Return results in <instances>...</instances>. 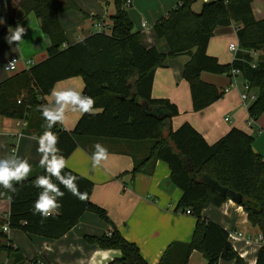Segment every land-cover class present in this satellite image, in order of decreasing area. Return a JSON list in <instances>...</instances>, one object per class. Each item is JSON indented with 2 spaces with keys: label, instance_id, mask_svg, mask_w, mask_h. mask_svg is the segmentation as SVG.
I'll use <instances>...</instances> for the list:
<instances>
[{
  "label": "trees",
  "instance_id": "trees-1",
  "mask_svg": "<svg viewBox=\"0 0 264 264\" xmlns=\"http://www.w3.org/2000/svg\"><path fill=\"white\" fill-rule=\"evenodd\" d=\"M66 1L65 6H58L56 0H18L19 7L39 18L51 43L46 59L0 82V115L29 120L36 113L39 124L33 135L38 137L46 130L39 106L47 102L57 82L80 76L85 84L83 93L93 97L94 107L101 111L82 115L72 132L58 124L51 129L59 138L61 154L67 159L82 136L147 143L144 157L133 154L132 176L145 172L150 162L164 161L170 168L172 183L182 191L176 210H190L197 218L191 241L171 243L157 264H189L194 250L203 254L207 264H246L229 241L228 231L203 217L206 207H219L228 199L242 206L250 224L260 230L262 245L255 264H264V159L253 149L254 135L234 127L210 144L189 122L173 129L172 118L179 114L177 104L152 96L157 68L168 57L187 53L190 60L184 65L183 78L189 83L193 109L202 110L225 95V88L201 78L203 72L226 74L232 79L231 70L236 68L250 89L257 90V98L248 106L253 125L264 114V19L255 16L253 0H209L198 12L193 9L195 0H181L153 25L156 36L167 44V53L143 45L142 35L134 30L128 12L132 0H114L116 12L110 32L97 31L67 44L59 14L74 7V1ZM14 23L11 15L8 25ZM231 25L235 27L239 50L231 63L224 64L209 55L207 48L216 27ZM8 28L0 30V48L8 45ZM251 51L258 55L253 56ZM252 61L255 67L250 65ZM68 171L79 177V190L86 192L88 199H77L61 185L65 191L60 201L62 208L47 219L33 214V203L42 190L33 187L32 181L45 174L43 168L32 169L27 179L14 183L15 193L0 186V197L10 200L9 227L58 239L85 212H93L109 223L111 230L101 236L86 235L85 240L100 249L120 251V257L108 264H149L138 245L121 234L105 208L91 200L94 182L66 167L64 172ZM3 238L7 236L0 232ZM2 251L13 258V264L26 261L21 253L0 242Z\"/></svg>",
  "mask_w": 264,
  "mask_h": 264
},
{
  "label": "crops",
  "instance_id": "crops-1",
  "mask_svg": "<svg viewBox=\"0 0 264 264\" xmlns=\"http://www.w3.org/2000/svg\"><path fill=\"white\" fill-rule=\"evenodd\" d=\"M73 1L74 7L59 14L67 44H73L97 32L95 23L112 25V16L116 12L114 0ZM180 1L132 0L128 12L134 30L142 35L145 47H157L161 52H168L167 44L156 36L153 25ZM198 2L195 0L193 4V9L197 12L203 4V1L200 4ZM56 3L58 6H65L67 1L56 0ZM252 4L255 16L264 19V16L257 14L259 8L256 7L255 0ZM11 15L15 19L11 27L15 29L19 23L26 28L27 35L18 46L13 43L0 48V82L13 73L4 69L7 61L17 58L18 71L27 69L48 57L47 48L51 43L33 12L26 13L18 6V0H0V20H3L0 30L9 27ZM143 22L147 25L143 26ZM235 40L237 35L233 25L218 26L209 41L207 52L216 56L221 63L229 64L233 60V53L228 44ZM189 60L190 55L187 53L168 57L155 72L152 96L170 99L179 108V114L172 118L173 129L189 122L212 144L235 127L254 135L253 149L264 159V114L253 125L250 124L248 107L243 104L239 95L245 81L242 76H237V88H231L220 100L195 111L189 83L183 78L184 65ZM201 78L223 88L228 87L232 80L226 74L209 72H203ZM84 85L83 79L75 76L57 82L55 88L83 90ZM251 93H257V90L252 89ZM49 99L51 96L47 97ZM81 116L79 112L69 111L65 122L58 125L61 129L72 132ZM227 116L230 118L228 121L225 120ZM38 124L39 118L34 112L24 123H17L15 119L0 115V158L15 153L19 158L26 159L32 169L40 167L41 154L37 151L39 145L37 140L32 139ZM96 143L106 147L110 155L101 167L93 168L91 156ZM146 146L147 143L141 142L82 136L78 138L77 147L66 161L68 168L94 182L91 200L105 208L121 234L138 245L149 264H157L171 243L191 241L197 218L176 210L182 191L172 183L170 168L164 161L158 159L153 164L150 162L144 169L145 172L132 176L134 156L144 157L147 153ZM12 148L15 149L14 152ZM9 211V198L0 197V232L7 236L0 239V242L21 253L26 258L23 264H108L120 257L119 250L100 249L85 240L86 235L101 236L111 230V225L97 219L92 215L93 212H85L71 230L62 237L53 239L29 235L11 227L4 231L3 226L8 225ZM203 217L217 222L228 232L242 231L245 236L254 239L261 233L250 224L243 207L231 199L219 207H206ZM234 245L246 264H255L259 249L255 242L246 243L242 239ZM13 261L6 251L0 253V264H13ZM194 261L197 264H207L198 250L191 253L189 264ZM219 264H234V261H220Z\"/></svg>",
  "mask_w": 264,
  "mask_h": 264
},
{
  "label": "clouds",
  "instance_id": "clouds-1",
  "mask_svg": "<svg viewBox=\"0 0 264 264\" xmlns=\"http://www.w3.org/2000/svg\"><path fill=\"white\" fill-rule=\"evenodd\" d=\"M0 23H3V20H0ZM25 35H27L26 28L18 23L15 29L9 26L5 40L10 46L13 43L18 46L24 40ZM14 65L15 61L12 60L9 62L8 67H14ZM50 96L51 99L39 106V111L46 124V130L42 135L38 137L33 135L32 137L38 142L37 151L41 154L39 164L45 170L44 175H39L32 181L33 187L42 190L33 203V214H39L42 219L59 214V210L62 208L60 201L65 196V191L61 190V185L77 199L81 201L88 199L87 193H82L79 190L77 183L79 177L73 175L71 171L64 172L67 161L57 147L59 138L51 129L57 124H63L69 111L79 112L81 115H96L101 111V109L94 107L95 99L85 95L82 89L57 90L54 87ZM94 148L91 162L93 168H98L108 160L110 154L108 149L100 143H96ZM31 171L32 166L28 161L19 158L15 153L0 158V186L9 192L15 193L17 190L14 183H20L27 179Z\"/></svg>",
  "mask_w": 264,
  "mask_h": 264
},
{
  "label": "built area",
  "instance_id": "built-area-1",
  "mask_svg": "<svg viewBox=\"0 0 264 264\" xmlns=\"http://www.w3.org/2000/svg\"><path fill=\"white\" fill-rule=\"evenodd\" d=\"M203 2H206V1H209V0H202ZM143 26H146V22H143L142 23ZM95 26L99 31H105V32H110L111 30V24H101V23H95ZM228 48L229 50L233 53V59L235 58V53L239 50V45H238V42L236 41H232L228 44ZM253 56H256L258 55V52L256 51H251L250 52ZM14 60L15 61V65L14 67H8L9 65V62ZM17 58H12L10 59L9 61H7V63L4 65V69L7 71V72H15L18 70V65H17ZM250 65L252 66H256V63L255 62H250ZM241 74L240 70L239 69H236V68H233L231 70V75H232V80H231V83L228 87L225 88V93L226 92H229L231 88H237L238 87V78L237 76H239ZM251 90L249 85H248V82L245 80L244 81V84H243V89H241L240 91V99L241 101L243 102V104L245 106H249L256 98H257V93H251ZM21 99L18 100V102L20 103ZM225 120H230V118L227 116L225 117ZM25 119L21 118V119H17V123H24ZM14 145V144H13ZM14 148H12V152H14ZM186 213H191L190 210H187ZM9 229V224L8 225H4L3 226V230L4 231H7ZM228 236H229V241L231 242L233 248L237 251L234 243L237 242V241H240V240H245L246 243H252V242H255L256 245L258 247H260L262 245V234L260 233L257 238H251V237H248V236H245L244 233L242 231H231V232H228ZM240 256H242L240 253H238Z\"/></svg>",
  "mask_w": 264,
  "mask_h": 264
},
{
  "label": "rangeland",
  "instance_id": "rangeland-1",
  "mask_svg": "<svg viewBox=\"0 0 264 264\" xmlns=\"http://www.w3.org/2000/svg\"><path fill=\"white\" fill-rule=\"evenodd\" d=\"M198 1H199L198 4L202 2V0H198ZM255 4H256V7L259 8V10L257 11V14L264 16V0H255ZM92 215H95L96 218L98 217L97 219L100 218L96 214L92 213ZM193 264H197V263L194 261Z\"/></svg>",
  "mask_w": 264,
  "mask_h": 264
},
{
  "label": "water",
  "instance_id": "water-1",
  "mask_svg": "<svg viewBox=\"0 0 264 264\" xmlns=\"http://www.w3.org/2000/svg\"><path fill=\"white\" fill-rule=\"evenodd\" d=\"M1 30H3V29H1Z\"/></svg>",
  "mask_w": 264,
  "mask_h": 264
}]
</instances>
